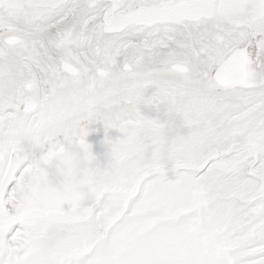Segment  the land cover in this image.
<instances>
[{"label":"snow or ice","instance_id":"snow-or-ice-1","mask_svg":"<svg viewBox=\"0 0 264 264\" xmlns=\"http://www.w3.org/2000/svg\"><path fill=\"white\" fill-rule=\"evenodd\" d=\"M0 264H264V0H0Z\"/></svg>","mask_w":264,"mask_h":264},{"label":"rangeland","instance_id":"rangeland-1","mask_svg":"<svg viewBox=\"0 0 264 264\" xmlns=\"http://www.w3.org/2000/svg\"><path fill=\"white\" fill-rule=\"evenodd\" d=\"M146 106V105H143ZM147 107V106H146ZM149 107V106H148ZM164 109V107L161 106V109ZM93 125H91L89 129V134L87 136V140L89 143L92 144L93 152L97 155L99 160H102L101 162L104 163L107 161V153L110 149V145L105 143L106 138L110 139H116L119 136H122L123 134L118 129H108L105 130L103 124L101 125L100 122L93 121ZM112 134H111V132ZM117 130V131H115ZM114 131V132H113ZM186 131V129H185ZM118 132V133H117ZM114 133V134H113ZM172 173H169L170 178H174V175L172 176Z\"/></svg>","mask_w":264,"mask_h":264},{"label":"bare ground","instance_id":"bare-ground-1","mask_svg":"<svg viewBox=\"0 0 264 264\" xmlns=\"http://www.w3.org/2000/svg\"><path fill=\"white\" fill-rule=\"evenodd\" d=\"M152 90H150L149 91V94H150V92H151ZM162 107H164L163 105H161ZM141 109H142V111L144 112V113H146V114H148V115H156L157 113H156V110H155V107L153 106V107H146V106H143V105H141ZM162 110H163V108H162ZM100 124L102 125V123L100 122ZM91 125H93L92 123H90L89 125H88V128H90L91 127ZM114 130V129H113ZM118 130V129H117ZM117 130H115V131H117ZM110 132H111V130H110ZM114 132V131H113ZM118 133V132H117ZM111 134H112V132H111ZM114 134V133H113ZM120 137V136H119ZM93 150V149H92ZM100 161H102V160H100ZM173 176V175H172Z\"/></svg>","mask_w":264,"mask_h":264}]
</instances>
